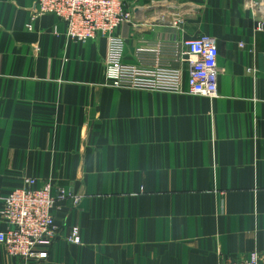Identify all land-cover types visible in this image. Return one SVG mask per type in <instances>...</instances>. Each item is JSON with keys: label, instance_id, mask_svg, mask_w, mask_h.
<instances>
[{"label": "crops", "instance_id": "1", "mask_svg": "<svg viewBox=\"0 0 264 264\" xmlns=\"http://www.w3.org/2000/svg\"><path fill=\"white\" fill-rule=\"evenodd\" d=\"M151 1L131 0L134 22L117 30L124 59L150 64L139 49L161 42L160 60L178 65L175 30L156 23L163 8ZM170 1L183 37L216 39L217 98L111 87L105 37L72 41L56 15L33 17L36 0H0V210L27 177L81 196L55 210L47 259L0 245V264L264 259V33L245 0ZM74 226L81 244L67 241Z\"/></svg>", "mask_w": 264, "mask_h": 264}, {"label": "built area", "instance_id": "2", "mask_svg": "<svg viewBox=\"0 0 264 264\" xmlns=\"http://www.w3.org/2000/svg\"><path fill=\"white\" fill-rule=\"evenodd\" d=\"M131 0H36L33 17L53 14L65 24L64 36L72 41L85 43L105 37L107 55L104 61L105 82L114 88L131 91L150 90L187 93L191 95L217 98L219 91V48L216 39L201 35L183 37L185 17L175 2L152 0L150 5L161 6L156 23L175 30L170 44L174 47L178 65L160 60L165 44L154 48H142L139 52L155 54L152 63H128L124 59L125 39L118 28L123 24H133ZM255 22V30L264 33V0H245ZM29 30L33 25L27 24ZM241 46L243 44L241 43ZM188 66L187 87H185ZM254 72V69H248ZM36 178L27 177L21 187L14 188L5 198L0 210V219L6 229L0 231V245L9 257H19L26 261L48 258V248L59 233L55 210L60 202L71 200L78 205L81 196L70 192L52 181L36 187ZM67 241L81 244L79 226H74ZM220 264H264L258 252L241 260L221 259Z\"/></svg>", "mask_w": 264, "mask_h": 264}]
</instances>
